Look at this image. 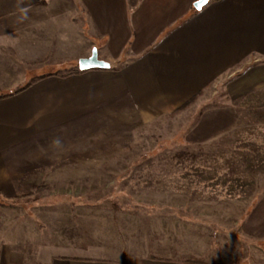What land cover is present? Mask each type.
<instances>
[{
    "label": "crops",
    "instance_id": "obj_1",
    "mask_svg": "<svg viewBox=\"0 0 264 264\" xmlns=\"http://www.w3.org/2000/svg\"><path fill=\"white\" fill-rule=\"evenodd\" d=\"M194 1L0 0V93L26 83L28 72L41 62L38 57L43 55V61L59 52L60 39L67 38L71 44L76 39L83 48L80 57L89 56L93 47L99 54L103 48L101 59L108 62L109 52L129 48L118 66L66 76L50 74L54 71L29 76L37 81L0 99V195L5 201L22 203L17 196L36 190L45 177L51 182L57 179L52 176L59 175L118 173L116 167L106 165L116 156L92 153L89 144L101 130L120 134L123 112L130 111L124 115L132 119L138 111H172L235 65L251 59L264 62V0H210L193 11ZM63 29L76 35L61 38ZM256 67L249 79L264 78V64ZM91 123L99 128L93 133ZM111 142L121 148V139ZM91 159H102V165L95 166ZM45 185L44 191H52L50 184ZM41 201L32 200L39 205ZM248 206L239 216L238 237L253 243L252 248L223 245L225 252L220 253L210 242L208 248L197 246L193 254L181 248L174 253L185 257H172L153 253L147 245L139 255L131 249L128 261L124 249L119 252L115 247L110 256L102 255L105 249L101 254L88 248L84 255L48 252L45 262L33 260L34 255L39 257L33 251L2 248L0 264H191L184 261L187 258L201 259L203 264H232L247 255L258 256L254 261L264 264V192ZM226 217L201 209L195 216L199 236L205 238V224L213 229L211 223H228Z\"/></svg>",
    "mask_w": 264,
    "mask_h": 264
},
{
    "label": "rangeland",
    "instance_id": "obj_2",
    "mask_svg": "<svg viewBox=\"0 0 264 264\" xmlns=\"http://www.w3.org/2000/svg\"><path fill=\"white\" fill-rule=\"evenodd\" d=\"M74 34L63 29L60 37ZM58 43L62 46L59 52L43 61V55L38 57L41 62L28 72L26 81L31 80L29 76L50 71L63 74L77 68L83 48L76 39L72 44L67 38ZM119 49L105 55L112 66L122 64L128 56V47ZM102 50L98 52L100 59L104 57ZM263 64L251 59L235 65L202 89L200 96L175 117L169 116L170 110L155 109L138 111L136 117L127 119L124 113L131 112H123L120 134L108 130L102 134L101 130L97 140L89 144L92 153L104 151L102 154L116 156L106 164L116 167V174L59 175L52 176L57 179L51 182L45 177L40 183L50 184L52 191L20 196V205L0 195V249L33 251L39 253L33 260L45 262L48 252L84 255L88 248L105 249L100 253L110 256L115 247L119 252L124 249L127 261L131 249L139 255L147 245L153 253L172 257L179 256L175 253L181 248L193 254L197 246L208 248L210 242L220 253L223 245L235 250L239 245L252 248L253 243L239 240L237 223L240 214L264 192V78L249 79L252 68ZM220 107H228L237 115L229 128L219 129L213 123L212 114ZM218 122L226 124L227 120ZM197 125L205 128V133L195 135ZM89 129L93 133L99 128L91 123ZM118 138L121 148L111 142ZM187 139L193 140L192 147H184ZM90 161L102 165V159ZM55 181L57 184L52 183ZM55 194L60 197L48 200ZM35 198H42L41 205L32 202ZM201 209L226 215L224 221L228 223H211L214 231L205 224L202 238L195 218ZM166 234L169 237L163 239ZM217 258L223 259L220 254ZM257 258L247 255L230 263L259 264L254 261Z\"/></svg>",
    "mask_w": 264,
    "mask_h": 264
},
{
    "label": "trees",
    "instance_id": "obj_3",
    "mask_svg": "<svg viewBox=\"0 0 264 264\" xmlns=\"http://www.w3.org/2000/svg\"><path fill=\"white\" fill-rule=\"evenodd\" d=\"M85 70H81L79 69V67L77 66V68L73 71H69V72H66V73H63L61 74L59 71H54V72H51L50 74H56V75H61V76H66V75H70L72 73H80V72H83ZM44 75V74H43ZM44 77V76H42ZM35 81H37V79H33V80H30V81H27L26 83L24 84H21V85H18L16 87H14L12 90L8 91V92H2L0 93V99L1 98H5V97H9V96H12V95H15L17 93H20L21 91L27 89L28 87H30ZM203 92V90H200L198 91L196 94H194L193 96H191L189 99H187L184 103H182L178 108L172 110L170 113H169V116L170 117H175L177 116L178 114L182 113L183 111H185L188 106L194 102L198 96H200V94ZM237 115L236 113L228 108V107H220L218 110H215L212 114V119L214 120L213 123H215L214 125L216 127H218L219 129H222V128H229L230 125L232 124H229L230 121H234V119H236ZM219 119H226L227 122L226 124H221L219 121ZM206 123V122H204ZM212 125V123H211ZM214 127V126H213ZM211 127V128H213ZM193 133L195 135L197 134H203L205 133V128H201V126L197 125L196 127L193 128ZM185 144L184 147H192V145H194L193 143V140L192 139H187L186 142H183ZM181 145V144H180ZM127 147H129L128 144H126ZM47 188L46 185L44 184H41V185H38L36 190L33 191V192H30V191H26L24 192L23 194H19L17 197H20V196H25L26 194L29 195V194H33V193H36V194H39L41 192L44 191V189ZM151 257H154L156 258L155 256H151ZM162 259V258H160ZM186 263H191V264H203L205 263L203 260L201 259H192V258H187L184 260Z\"/></svg>",
    "mask_w": 264,
    "mask_h": 264
},
{
    "label": "water",
    "instance_id": "obj_4",
    "mask_svg": "<svg viewBox=\"0 0 264 264\" xmlns=\"http://www.w3.org/2000/svg\"><path fill=\"white\" fill-rule=\"evenodd\" d=\"M210 0H208L209 3ZM207 3V4H208ZM205 5H201L200 0H195L193 6L196 10H201ZM111 64L99 58L97 47H93L91 54L87 57H82L78 61V67L81 70H88L94 68H109Z\"/></svg>",
    "mask_w": 264,
    "mask_h": 264
},
{
    "label": "snow or ice",
    "instance_id": "obj_5",
    "mask_svg": "<svg viewBox=\"0 0 264 264\" xmlns=\"http://www.w3.org/2000/svg\"><path fill=\"white\" fill-rule=\"evenodd\" d=\"M201 5H205L208 3V0H200Z\"/></svg>",
    "mask_w": 264,
    "mask_h": 264
}]
</instances>
